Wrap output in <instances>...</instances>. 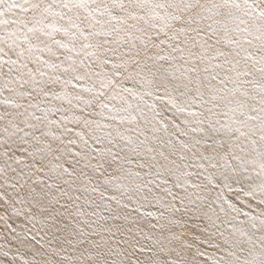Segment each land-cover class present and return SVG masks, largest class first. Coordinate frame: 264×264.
<instances>
[{
  "label": "snow or ice",
  "instance_id": "1",
  "mask_svg": "<svg viewBox=\"0 0 264 264\" xmlns=\"http://www.w3.org/2000/svg\"><path fill=\"white\" fill-rule=\"evenodd\" d=\"M0 264H264V0H0Z\"/></svg>",
  "mask_w": 264,
  "mask_h": 264
}]
</instances>
